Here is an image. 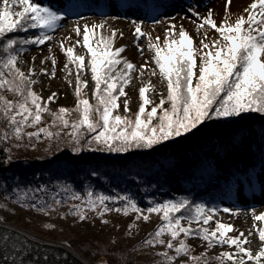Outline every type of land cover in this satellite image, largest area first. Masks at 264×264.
<instances>
[{"label": "snow or ice", "instance_id": "obj_1", "mask_svg": "<svg viewBox=\"0 0 264 264\" xmlns=\"http://www.w3.org/2000/svg\"><path fill=\"white\" fill-rule=\"evenodd\" d=\"M231 3L232 0H225L226 15L219 25L213 19L211 9L204 17H200L199 13L189 9L200 20L197 24L198 31L207 25L219 34L218 38L206 43L208 33L204 32L199 49L194 47L192 36L183 26L177 34L175 25H170L165 30L162 46L159 43V37L155 42L150 38L148 48L154 53L152 61L156 66L152 70V75H156V69H158L161 80L166 83L167 95H162L159 103L153 105L146 93L154 91L155 86L150 81L144 83L138 90L141 102L134 114V119L127 115L130 111L127 98L123 101L125 115L119 114L118 111L119 98L127 96L125 87L130 84L131 73L136 66L120 56L124 51L123 47H113V39L117 35L115 30L111 31L110 36H102L97 40L93 39L97 35L94 30L102 29L103 25L93 24L91 28L84 25L82 44L87 51V57L76 54L74 46L65 48L64 43H60L61 50L67 58L62 71L70 75L69 64L76 68L74 95L77 101L75 108L60 107L55 112L48 107V104L54 102L56 93H52L47 100H43L33 91L32 85L36 83L30 78L33 69H29L26 74L17 67V55L13 54V52L25 51L23 45H43L51 37L45 31H40L34 38H6V42H3V51L8 55L0 59V90H7L19 99L8 100L0 91V122L8 129L7 131L0 129V140H5L9 136L21 140L25 135L29 139L39 138L41 134L52 138L58 136L59 132L54 133L49 130V127L59 125L62 128L71 129L70 136L75 145L74 152L81 151V140L86 131L91 134L87 141L89 147L92 143L103 145L100 149L91 150L124 153L130 149L152 148L163 141L180 137L191 132L207 119L234 117L248 112L264 113V0H253L244 9L247 16L240 15L234 22H230L227 15ZM17 4L21 10L13 12L12 9ZM61 19L62 17L55 11L42 6L39 2L0 0V37H6L10 33L27 32L29 29L52 30ZM74 30L77 36H80V26H76ZM145 35L141 25L136 23L134 29L136 39L139 40ZM76 43L80 44L81 41L78 39ZM17 44L21 47L14 49L13 46ZM197 56L199 63H197ZM85 60H87L86 64ZM52 64L51 73L44 68L40 71L54 77L55 59L52 60ZM118 65H122V68L117 69ZM146 67L147 62L140 65L141 77ZM86 68L90 70L91 79L95 84L93 91L95 104L90 103L87 98H82V91L87 86V81H83L80 74ZM114 72L115 75H113ZM165 104L168 107H165ZM149 105L153 106L147 110L146 106ZM45 112L52 116V125L37 127ZM72 112L78 115L77 119L70 121L66 117ZM27 127H36V131L25 132ZM72 198L80 197L77 194ZM117 200L126 201L122 209L119 207L112 209L106 204V201ZM23 201L24 196H20L18 202L22 206H28ZM85 203L101 215L103 212L113 210L123 211L126 215L131 210L139 214L138 219L141 216L145 221L149 219V216L143 215V210L128 195L117 197L97 194L93 196V193L89 191ZM31 206L36 208L37 205L34 203ZM75 207L79 218L85 219L86 216L79 205ZM182 209L189 213L187 216L189 226L181 223L186 218L185 215H174L180 213ZM38 210L45 211V207L42 205ZM146 211L162 213L161 219L164 222L150 234L151 238L145 240L146 244H166L168 249H174L176 256L189 255L194 264H201L202 261L206 264L203 254L190 255L191 248L184 239L179 240L178 246L173 244V240L178 239L181 234L185 237L194 234L206 241L209 247L214 244L235 246V253L225 251L216 257L219 264H224L225 260L231 261L232 264H246V260L252 264H262L264 228L258 230V238L262 244L253 254L250 249L244 247L248 243V237L243 232H240L238 236L228 235L235 231L233 225L217 221L215 229L211 231L199 226L200 221L207 225L212 220V215L209 213H214L215 208H206L202 203L190 205L189 200L183 198L156 203L148 207ZM223 211L231 210L225 207ZM254 219L264 221V213L255 215ZM192 221L198 223L195 229L190 226ZM45 227H52V225H45ZM164 233L170 236L167 242L161 238ZM2 239L7 241L9 237L4 236ZM161 255L165 257L168 264L175 259V256L168 255L166 251Z\"/></svg>", "mask_w": 264, "mask_h": 264}, {"label": "rangeland", "instance_id": "obj_2", "mask_svg": "<svg viewBox=\"0 0 264 264\" xmlns=\"http://www.w3.org/2000/svg\"><path fill=\"white\" fill-rule=\"evenodd\" d=\"M32 2H39L42 6L51 8L62 17L54 29L46 32L51 37L50 40L45 41L43 45H34L23 52L15 53L17 55V67L26 74L29 69H33L30 77L36 81L32 85L33 91L39 94L43 100H47L49 95L56 93L54 102L48 104L53 112L60 107L75 108L77 101L74 95L76 68L69 64L70 75L66 71H62L67 58L61 50L60 43L63 42L65 48L74 46L76 54L87 57V51L82 44L83 26L88 25L91 28L93 24H101L103 28L94 30L97 35L93 39L98 40L102 36H110L111 31L115 30L117 35L113 39V47H123L124 51L120 56L136 66L131 73L130 84L125 87L127 96L120 97L118 101L120 105L119 114L125 115L123 101L126 98L129 100L130 111L127 115L133 119L141 102L138 90L144 83L150 81L155 86L154 91L146 93L153 105L159 103L162 95H167L166 83L161 80L158 69H156V75H152V70L156 66L152 61L154 53L148 48L150 38L155 42L156 38L159 37V43L162 46L165 30L170 25H175V33L177 34L180 27L183 26L192 36L194 47L199 49L204 32L208 33L206 43L218 38L219 34L207 25L198 31L197 24L200 23V20L189 9L199 13L200 17L206 16L211 9L217 25L224 20L226 15L225 0H32ZM252 2L253 0H242L241 3H238L236 0L235 3L232 0L227 13L230 22H234L240 15L246 17L247 13L244 12V9ZM152 9H156V11H152ZM13 10L15 12L21 8L17 4ZM136 23L141 25L142 31L146 34L139 40L134 36ZM76 26L81 28L80 36H77L74 30ZM121 33L122 35H120ZM28 36L34 37L33 34ZM78 39L81 41L80 44L76 43ZM53 59L56 60L55 76L50 77V75L42 73L40 69L44 68L48 73H51L53 71ZM42 61L43 63H41ZM145 62H147V67L143 70L144 75L141 77L140 65L145 64ZM86 63L87 60H85ZM197 63H199L198 56ZM119 68H122V65H118L117 69ZM80 76L83 81H87V86L82 91V98H87L90 103L95 104L93 99L95 84L91 79L90 70L86 68ZM1 91L8 100L19 99L7 90ZM153 105L146 106V109L150 110ZM164 106L168 107L167 104ZM77 115L76 112H72L66 118L72 121L77 119ZM42 117V121L37 127L52 125L53 118L51 115L45 112ZM93 118H95V114H93ZM197 128L180 137L163 141L152 148L130 149L124 153L91 150L100 149L103 145L92 143L89 147L87 141L91 134L86 131L81 140V151L74 152L75 145L71 140V129L62 128L59 125L49 127L50 131L59 132L58 136L52 138H47L41 134L39 138L32 137L29 139L25 135L21 140H17L14 136H9L5 146V162L9 169L7 174L5 171L0 172V220L40 238L68 244L84 258L97 264H106L109 256L104 251L88 252L83 247V249L79 247L80 244H92V247L103 245L108 249L127 248L131 257L138 264H168L165 257L161 255L165 251L168 255L175 256L171 264H194L189 255L176 256L174 249H168L166 244L154 243L149 245L145 243L146 239L151 238L150 234L155 231L157 226L164 223L161 219L162 213H148L146 209L156 203L163 202H155L147 207L140 206L131 195L110 181L109 175H104L101 170L109 168L110 174L116 173L114 179L121 178V175H118L121 171L129 174L128 171L134 168L131 172L137 173L138 169L151 164L150 162L155 160L157 156H163L168 151H172V155L175 153L176 150L172 147L174 144L167 147L162 143L177 141L196 131ZM34 131H36V127L25 128V132ZM72 156H75L76 159L79 158L78 161L81 160L79 162L87 164L86 173L75 176L67 171L60 172L61 170L58 168L55 169L59 166L74 165L71 160ZM45 164L54 165L53 170L45 171ZM86 174L89 177H86ZM5 176L8 179H4ZM100 176L109 179L110 189L101 188L95 179ZM260 178L264 179V174H261ZM262 186L264 187V185ZM89 191L93 193V196L97 194L115 195L117 197L128 195L143 210V215L149 216V219L145 221L142 216L138 219L139 214L131 210L126 215L123 211L116 212L114 210L103 212L102 215L98 214L97 210L90 209L85 203ZM77 194L80 198L73 199L72 197ZM20 196H24L23 203L28 206H22L18 202ZM34 203L37 205L36 208L31 206ZM125 203L126 201L121 200L106 201L108 207L112 209L117 207L122 209ZM42 205L45 207V211L38 210ZM76 205H79L80 209L83 210L85 219L81 220L76 214ZM225 207L231 211L224 212L223 208ZM206 208H215V212L209 213L212 215V220L207 225L200 221V227L215 229L217 221L231 224L235 231L228 233V235L238 236L240 232H243L248 237V243L244 247L250 249L253 254L259 250L262 244L258 238L260 221H256L254 216L264 213V188L250 197L238 193L235 201L222 202V206L206 205ZM181 223L184 226H189L187 217ZM45 225H52V227H45ZM190 226L195 229L198 223L192 221ZM161 238L167 242L170 236L164 233ZM180 239H184L190 246L191 256L203 254L206 264H219V261L212 257L215 256L214 258H216L225 251L230 253L236 251L235 246L229 245L214 244L209 247L206 241L194 234L187 237L181 234L178 239L173 240V244L178 246ZM224 264H232V262L225 260ZM246 264H252V262L246 260ZM262 264H264V258H262Z\"/></svg>", "mask_w": 264, "mask_h": 264}, {"label": "trees", "instance_id": "obj_3", "mask_svg": "<svg viewBox=\"0 0 264 264\" xmlns=\"http://www.w3.org/2000/svg\"><path fill=\"white\" fill-rule=\"evenodd\" d=\"M40 31L49 30L29 29L27 32L10 33L6 37H0V59L8 55L3 51L6 38H30L29 34L35 37ZM31 46L34 45H23L24 49ZM19 47V44L13 46L14 49ZM15 53L17 52H13L14 55ZM0 129L6 131V125L2 122ZM163 144L167 147L174 144L172 147L175 148V153L172 155V151H168L163 156H157L151 164L138 169L137 173L131 172L134 168L128 171L132 174L121 171L118 173L121 178L114 179L116 173L110 174L109 168L102 169L101 172L109 175L110 181L122 187L144 207L155 202L183 198L188 199L190 205L202 203L205 206H222V202L235 201L238 193L250 197L264 188V179L260 178L261 174H264V113L248 112L234 117L207 119L196 131L177 141ZM6 145V139L0 140V172L5 171L7 174L9 168L5 162ZM162 157L164 159H161ZM78 159L72 156L74 165L59 166L55 169L81 176L86 173L87 164L79 162L81 160ZM53 166L45 164L44 170H53ZM85 176L89 177L88 174ZM4 179L8 178L5 176ZM95 179L102 189H110L108 178L100 176ZM178 214L185 217L189 215L185 209ZM261 228H264V221H260ZM211 230L213 229H209ZM91 245L80 244L79 247L92 253L104 251L109 256L106 264H138L127 248L108 249L103 245ZM214 257L212 258L215 260Z\"/></svg>", "mask_w": 264, "mask_h": 264}, {"label": "water", "instance_id": "obj_4", "mask_svg": "<svg viewBox=\"0 0 264 264\" xmlns=\"http://www.w3.org/2000/svg\"><path fill=\"white\" fill-rule=\"evenodd\" d=\"M9 237L7 241L2 238ZM0 264H97L68 244L32 235L0 220Z\"/></svg>", "mask_w": 264, "mask_h": 264}, {"label": "bare ground", "instance_id": "obj_5", "mask_svg": "<svg viewBox=\"0 0 264 264\" xmlns=\"http://www.w3.org/2000/svg\"><path fill=\"white\" fill-rule=\"evenodd\" d=\"M234 1H235V3H236V0H234ZM241 1H242V0H238V3H239V2L241 3ZM89 261H91V260H89Z\"/></svg>", "mask_w": 264, "mask_h": 264}]
</instances>
